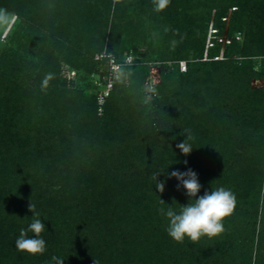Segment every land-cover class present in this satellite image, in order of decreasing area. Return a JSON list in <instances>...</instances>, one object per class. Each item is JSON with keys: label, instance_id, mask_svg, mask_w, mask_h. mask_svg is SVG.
<instances>
[{"label": "trees", "instance_id": "obj_1", "mask_svg": "<svg viewBox=\"0 0 264 264\" xmlns=\"http://www.w3.org/2000/svg\"><path fill=\"white\" fill-rule=\"evenodd\" d=\"M5 3L23 18L18 28L33 32L29 37L25 34L27 43L37 39L35 36L41 29H46L52 34L53 47L45 48L38 39L34 44L33 49L39 55L43 53L40 63L43 75L32 74V67L38 65L34 60H18L20 49L0 51V85H5L6 92L10 84L14 87L11 93L16 94L13 100L7 95L0 100V264H55L53 256L63 259L64 264H180L182 261L201 264L199 256L217 255L227 245L231 250L237 248L234 250L237 259L229 255L236 259V264H264V192H261L264 90L244 87L230 106V102L225 104L229 96L224 88L236 75L243 73L249 78V72L255 73L252 57L264 56V0H171L170 6L159 13L154 11L153 0L138 3L136 0H7ZM137 4L140 10L136 17L141 20L142 28L138 26L136 32L140 31L145 46L143 60L154 57L158 49L154 43L160 41L158 35H145L144 26L149 21L152 31L162 33L161 40L166 35L176 42L171 51L174 58L171 60L176 64L173 70L163 71L161 85L154 84L150 92L140 88V94L149 97L156 106L154 119L145 133L155 143L148 147L141 171L123 179L110 171L103 174L100 161L86 165L80 160L87 154L89 144L105 145L106 135L116 133L118 127H122L121 135L129 139L136 131L127 119L122 126L121 111L113 100L132 80H138L140 75L142 82L147 78L148 70L139 62V50L106 48L117 56L132 52L135 61L122 70L101 114L94 93L87 103L77 92L59 88V60L69 61L73 53L70 62L79 63L84 41L101 42L103 36L99 31L95 33L94 21L88 18L94 12L99 13L98 8L111 13L113 31L122 25L123 31H128L129 26V30L133 29V21L122 24L121 17H133ZM133 5L134 9H130ZM230 8L233 9L228 34L232 42L225 47L222 58H214L220 53L217 43L208 49V58L204 59L212 12L215 10V26L223 31V17ZM97 15L93 16L94 20ZM165 20L172 28L162 31L157 23L166 25ZM239 32L241 37L236 39ZM23 35L18 37V43ZM59 36L66 38L64 42ZM169 48L159 51L157 57L165 59ZM102 50L92 55L90 74L99 67L94 56ZM191 50L196 52L194 57L198 60L188 63ZM234 51L243 56L240 66H235L237 59L231 56L230 52ZM183 59L187 61L186 71L179 68L178 62ZM89 83L93 91L91 80ZM35 103L37 111L31 114ZM74 109L80 111V120L74 118ZM229 112L235 123H240L242 133L229 126ZM25 114L28 123L34 120V128L19 127L20 117L24 118ZM140 116V112L133 115L134 123ZM247 124L252 128L251 135L245 131ZM33 130L36 135L31 134ZM237 134L247 136L246 141L257 149L245 165L232 161L230 144L236 141ZM138 135H142L140 131ZM189 135L192 152L185 156L176 145ZM166 138L171 140V146H166ZM85 140L90 142L84 144ZM156 149L164 151L166 158L161 153L155 155L154 152L159 153ZM189 168L197 173L199 182L210 184L199 195L223 186L236 197L232 214L222 220L224 231L213 238L205 236L195 244L187 238L183 243L172 240L166 232L169 221L159 212L160 208L167 210L169 205L178 211L179 204H187L185 190H177L178 181L161 174L157 179L165 181V191L159 193L151 179L154 172H185ZM160 199L166 204H161ZM30 203L35 205V212L46 227L41 234L47 245L43 255H28L15 247L20 230L27 229L31 223ZM241 226L247 236L239 237L236 242L228 241L226 236L233 230L241 232ZM97 231L100 236H95ZM253 250L255 262L250 261Z\"/></svg>", "mask_w": 264, "mask_h": 264}, {"label": "rangeland", "instance_id": "obj_2", "mask_svg": "<svg viewBox=\"0 0 264 264\" xmlns=\"http://www.w3.org/2000/svg\"><path fill=\"white\" fill-rule=\"evenodd\" d=\"M6 1L7 0H0V51L5 50V51L10 52L12 50L20 49V55L18 56L19 57L18 60L20 62H22L25 58L34 60L38 65L32 67V74L35 75L38 72L42 73L43 68L41 67L40 63L43 62V58H42L43 53L39 55L38 51L36 49L34 50L33 47H35L34 44L38 39L40 41V44L41 45L43 44L45 48L47 46L48 49H52L53 47L52 34L46 29H41L39 31V34L35 36L37 39H34L27 43L25 34L29 37V34H33V32L28 29L21 31L18 28L17 24L21 23V21L23 22V18L21 16H18L17 13L13 11V9L9 8V6L5 3ZM50 1L51 0H49V2ZM138 1L139 0H136L137 3ZM126 2H130V0H126ZM130 9H134V5L133 7H130ZM139 10H140V6L137 4V6H135V11L133 12V17L127 18L126 15L121 17L122 24H125V22L129 20L133 21L132 30H129L131 28L129 26V28L127 29L128 31H123L124 26L122 25V27L113 31V26L111 24V19H112L111 13L108 14V12L106 13L103 10H100L98 8L99 13L94 12L92 13V16L88 18L91 19V21H94V26L96 27L95 33H98L99 31L101 35L103 36L100 39L101 42H98V40L95 42H93L94 40L93 41L91 40L92 42L84 41L82 43V48L84 49L82 50L81 60L79 61V63L77 62L76 64H74V63H71L73 61L70 62V58L73 60L72 58L74 57L73 53L70 55L68 59L69 61L59 60V82H60L59 88L63 86L64 88L72 90L75 93L77 92V95H79L83 101L88 103V101L90 100L93 94V91L89 83V80L91 79V75L89 72L91 68V58L94 52L98 51L99 49L109 48L111 46H113L114 49H117L119 51H126L129 48H135L139 50V56H138L139 62L142 65L146 66L148 70L147 78L144 79L142 82V78H141L142 76L140 75L139 77H137L138 80L136 79L132 80L130 85L126 86L124 90L118 91L116 93L115 98L113 100L114 101L113 103L121 111L120 117L123 118V120L121 121L122 126L126 122V119H127L134 126L136 133L135 132L132 133L129 139L121 135L122 127L120 126L118 127V131L116 133H111L110 135H106L108 138V141L107 143H105V145L102 144L104 147L102 145L91 147L89 144V146H87L88 148L87 154L84 155L80 160L81 163H84L86 165H91L92 162L100 161L99 162L100 168L103 174L104 173L106 174L107 171H110V173L119 175L121 178L123 177V179H126V177H129L130 175L136 174V172L141 171L142 159H144L148 155V152H149L148 147L149 146L153 147L154 146L153 143H155L149 140V138L147 137L145 133L148 132V128H149L148 125H150L151 121L154 119V116H155L154 108H156V106L155 104H153L152 100L149 99V97L145 96L144 98L140 94V88L142 86V89L144 88V91L145 90L148 91V86H149L148 82L149 84L151 83L153 85L154 84L161 85L163 81V71L166 70L169 72L170 69L173 70L176 64V61L171 60V59H174L171 57V51L177 45L176 42L166 37V35H164V41L161 40V38L163 39L162 33L152 31L151 28L153 27L151 25V22L149 21L144 26L147 31L145 32V35H150V36L158 35V37H160V41H158V43L156 44V41L153 38V40L155 41L154 46L156 45L158 49L155 50L154 57L152 59H150L149 61L143 60V57L141 55H143L144 53L145 46L142 43L143 39L141 38L140 31L139 33L136 32L138 30V26L142 28L140 24L141 20L136 17ZM230 10H232V8H230L228 12H230ZM96 14L98 15L96 16L94 20L93 16ZM163 24L157 23V26L160 27L161 28L160 30L162 31L165 29L170 30L172 28L171 26L172 24L171 23L168 24L167 20H165L166 25H163ZM24 25L26 24L24 23ZM70 29L71 31L73 30L72 28ZM149 30H151L152 33L149 32ZM51 31L59 35L58 31L56 30H51ZM71 31H70L69 36H72ZM22 33L24 34L23 38L21 39V43H18V37ZM82 37H84V35H80V38ZM59 38L63 42L66 39L63 36H59ZM182 41H184V38L181 40V42ZM69 43L70 42L66 41V44L69 45ZM75 43L76 42L73 41V44ZM71 46H72V43H71ZM166 46H170V48L172 49L171 50L170 48L168 49V53H167L168 55H166L167 57L163 59L166 61L163 62L162 59H159L157 57V54L159 53V51H162L163 49L165 50ZM230 53L232 57L237 59L235 62V66H240L243 60V56L241 55V53H237L235 51L234 53L233 52H230ZM195 54L196 52L194 50H191L189 52V56L187 57L188 63L198 60V58L194 57ZM252 61H253L252 67L255 73L249 72L251 74L249 78H247L246 75L243 73L240 75H236L234 78H231L229 83L225 84L224 88L226 89V93L229 96V99H227L225 104L230 102V106L234 105L236 101L234 97L238 95V93L241 92L244 87L250 88L251 90H264V56L263 55L253 56ZM166 65L167 67H165ZM4 86L5 85L3 86L0 85V100H2L5 97V95H7L8 97L10 96V98L13 100L14 96H16L15 93H11L13 92L12 89L14 87L10 86L9 84V89L8 91L5 92ZM37 87L40 88V85H38ZM37 106L38 105L36 103L33 105L32 111H30L31 114H35V112L37 111ZM139 112L141 113V116L138 119V121L134 123L135 120L133 119V115H136ZM26 114L24 115V118H23V115H21V117L19 116L21 119L19 127L29 126V128L30 127L34 128L35 127L34 120L31 119V124L28 123V121L25 120V118L28 117V115ZM73 115L76 120H80L82 118V115L80 114V111L78 109H74ZM228 115L229 116L227 120H228L229 126L233 128V130L236 131L237 133H242L243 128L240 126V123L239 122L237 124L235 123L236 120L234 116L230 114V112L228 113ZM250 119L252 120V118ZM250 119L248 118V120ZM25 122L26 124L23 125V123ZM15 123H18V121L17 122L15 121ZM62 124L64 125L65 123H62ZM29 128H27V131H29ZM13 130L16 131V129H13ZM64 130H66V128H64ZM139 131L142 134L141 136L138 135ZM245 131L247 135H251L252 128L250 124H247ZM31 134L36 135L34 130L31 132ZM117 134H119V136ZM216 137L220 139V136L216 135ZM246 137L247 136H243L242 134L240 136L237 134V136L234 138L236 141L231 142L230 144V147L233 148V154H234V156L232 157V161H234L236 165L237 164L245 165L248 161L251 160L252 155L256 154L257 149H255L254 146H252L251 144L247 142L249 138L247 137L246 139ZM87 140H90V139H87ZM87 140H85L84 144H86L87 142H90ZM166 140L168 141L166 143V146H171V143H172L171 140L169 138H166ZM160 151L161 149L159 150L156 149V152H159V153L156 154L154 152V154L159 156L161 153L162 157L166 158L165 157L166 153L164 151L163 152H160ZM101 153L104 154V156L102 155L103 158L99 159V155ZM200 184L202 185L201 189H204L209 183L207 184L203 181V182H200ZM56 187H59V185H57ZM261 192L262 193L264 192V173H263V179H262ZM199 194H201V192ZM186 200L188 202L189 198L187 197ZM240 228H241V232L237 230H233L231 232V235L226 236V239L227 240L229 239L228 241L236 242V240L239 237H242V236L246 237L247 234L245 233V228L243 226H241ZM87 232H89V230H87ZM94 234L95 236H100V234H98V231L95 232ZM229 248L230 246L227 245L224 250L217 251L218 252L217 255L214 254L213 252L212 254L214 255L213 256L209 255L207 256V258L199 256V258L202 261L201 264H236L235 260L237 259L238 254L237 252H234V250H236L237 248H233V250ZM229 250L232 251L231 254H229ZM227 251H228V254H227ZM229 255L231 257L232 256L236 257V259L234 260L233 258H230ZM250 261L255 262L254 250H253V257H251ZM180 264H194V263H190V262L187 263L186 261H182Z\"/></svg>", "mask_w": 264, "mask_h": 264}, {"label": "clouds", "instance_id": "obj_3", "mask_svg": "<svg viewBox=\"0 0 264 264\" xmlns=\"http://www.w3.org/2000/svg\"><path fill=\"white\" fill-rule=\"evenodd\" d=\"M153 4L154 11L159 13L170 6L171 0H153ZM191 138L189 135L186 140L176 145L185 156L192 152V146L188 143ZM184 163L187 164V161L185 160ZM161 174H166L167 179L175 178L178 181L177 190L183 188L185 195L189 198L187 204L181 205L177 202L178 211L172 205H169L167 210L159 209V212L169 221L166 232L172 240L183 243L187 238L195 244L205 236L213 238L224 231L222 220L230 216L235 208L236 197L232 191L221 186L216 190L205 191L203 195H199L202 185L197 173L189 168L185 172H154L151 179L155 181V189L159 193L165 191V181L157 179ZM160 203L166 204L162 199ZM28 210L33 213L31 223L27 229L20 230L15 240V247L18 252L28 255H43L47 250V245L41 234L46 227L39 218V213L35 212L34 204L30 203ZM29 232L33 234L31 237L28 235ZM51 259L55 264H64V260L57 256Z\"/></svg>", "mask_w": 264, "mask_h": 264}, {"label": "built area", "instance_id": "obj_4", "mask_svg": "<svg viewBox=\"0 0 264 264\" xmlns=\"http://www.w3.org/2000/svg\"><path fill=\"white\" fill-rule=\"evenodd\" d=\"M230 12H228L226 17H223L225 22L223 31H220L215 26V10L212 12L208 26L204 59L208 58V49L215 46L217 43L220 45V53L218 56H214V58H222L225 47L232 42L233 38L228 34ZM240 37V32L235 35L236 39H240ZM94 59L99 62V67L90 74V80L93 83V93L97 100V111L101 114L103 112L105 99L109 96L114 85L120 79L122 70L133 64L135 57L132 52L117 56L115 53L103 49L95 54ZM178 64L181 71H186V60H179ZM148 85V90L150 92L153 84H149L148 82ZM153 95H156V93H153Z\"/></svg>", "mask_w": 264, "mask_h": 264}]
</instances>
